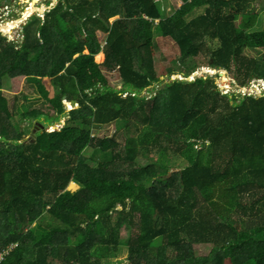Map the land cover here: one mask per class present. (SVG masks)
<instances>
[{"label":"trees","instance_id":"1","mask_svg":"<svg viewBox=\"0 0 264 264\" xmlns=\"http://www.w3.org/2000/svg\"><path fill=\"white\" fill-rule=\"evenodd\" d=\"M253 2L186 0L164 17L162 0H59L23 26L19 47L0 34V250L16 244L2 264H109L121 228L133 231L122 241L130 264H264V221L244 219L264 213V94L229 98L215 82L221 70L239 87L264 80V23ZM157 36L177 44L170 74L184 76L147 98L160 82ZM201 60L216 78L188 81ZM104 71L118 72L122 88ZM24 81L41 107H10ZM63 97L78 107L66 111ZM16 107L24 111L12 123ZM26 119L38 125L23 127ZM117 120L124 146L92 143V129ZM156 147L157 162L140 165ZM170 150L182 167L177 185L157 194L148 183L167 181ZM194 243L213 247L195 258Z\"/></svg>","mask_w":264,"mask_h":264},{"label":"rangeland","instance_id":"2","mask_svg":"<svg viewBox=\"0 0 264 264\" xmlns=\"http://www.w3.org/2000/svg\"><path fill=\"white\" fill-rule=\"evenodd\" d=\"M59 0H0V31L3 36H6L9 41H12L15 43L17 47H19L18 44H20L23 41L22 34V24H27L28 21L33 18L34 16L43 17L46 12L51 8V6L57 4ZM163 4H160L161 8L163 9L165 6V10L163 9V14L165 16H171V14L176 11V9L180 8L184 1L183 0H162ZM254 2L251 5V11L259 15V20H261L263 27L264 23V0H253ZM164 5V6H163ZM5 7H10V16L9 17H3V10ZM204 8L198 9L195 13V16H198L199 14L203 13ZM35 10V11H34ZM28 18V19H27ZM27 19V21H26ZM115 19H118V17L112 18L110 21L113 22ZM191 18H188L189 20ZM31 21V20H30ZM263 21V23H262ZM159 21L156 20L155 23H158ZM12 31V32H11ZM153 66L157 71V74L160 77V82L153 84L154 90L152 92H148L147 90L143 91L141 96H146L147 98H150L156 94V90H159L160 88L165 87V84L169 83L173 78L182 79V76H184L182 73H171L172 64L175 60H178L180 57L179 48L176 43L170 38H162L160 36H157L155 39V42L153 43ZM86 52V51H85ZM246 54L256 57L260 59L262 54L257 53L256 51L247 50ZM97 57V56H96ZM95 57L96 62H102V60H105L104 58L98 59ZM198 57L195 60H190L187 62V66H191L192 63H196V60H199ZM262 61V59H260ZM104 62V61H103ZM184 71V69H181ZM209 73L214 79L216 78L214 74L216 72L212 67H210L206 62L203 60L200 61V66L196 69V71L191 74L188 77V81H194L196 79V76L201 75L203 73ZM109 84L114 89H121L122 88V80L118 74V72H107L104 71ZM220 77L215 79V82L218 84V87L220 89V95L228 96L231 98V95L237 96H243V95H257L260 94L258 88H264V80L263 79H253L250 84L246 87H239L237 81L230 75V73H227L225 70L220 71ZM217 80V81H216ZM6 84L9 86V81L6 79ZM7 86L8 92H10L9 87ZM152 86V87H153ZM152 87L150 89L152 90ZM14 95L16 99L14 100ZM10 100V107L12 108L13 105H18V103H24L27 104V108L30 109H36L35 107H41L42 103L44 102L43 99H41L37 89L35 86L28 82L24 81L22 83V86L20 87V91L18 94L9 95ZM65 104L66 111H70V103L67 105L65 101H63ZM24 110L20 109V107H16L13 111L14 118L12 119V123L15 122V120H18L20 116H22V112ZM68 119V117L64 118ZM33 122L35 125H38V120L34 119H26L23 120L22 126L25 128H31V123ZM3 124V121L0 119V125ZM40 124V123H39ZM43 124V125H42ZM59 122H53V126H58ZM6 125V124H5ZM45 124L41 123V127ZM51 125V124H50ZM39 127V126H38ZM33 131H36L34 129ZM178 138H182L180 134L175 135ZM91 139L92 143L96 144L100 142L102 139H106L107 141L109 139H113L115 144H120L124 146V121L123 120H117L113 121L112 123H109L106 126H103L101 128L96 127L92 129L91 133ZM112 145V144H111ZM114 146V144L112 145ZM169 147H174L173 145H168ZM161 151V148H152L149 152L142 154L138 157V163L140 165H151L154 162H157V157L159 156ZM171 151V150H170ZM98 152H95L90 158L89 162H94L95 164L98 163L96 161ZM169 154V155H168ZM174 154L171 152L167 153L168 159L173 163V166L171 165V172L170 175L167 178V181L163 183L159 178H153L148 183V189H153L155 193H159L160 190L162 193L166 192H173V186L177 185V176L173 175L176 171L181 169V164L174 156ZM166 178V176H165ZM168 183V186L166 185ZM74 182L71 183L68 186V190H71V192H75L79 189V187L74 186ZM73 185V186H72ZM49 197V196H48ZM245 199H249V196H245ZM261 203H264V200L261 201ZM261 207V204H260ZM49 208V207H48ZM115 217H112V220L115 221ZM234 219L240 220L239 217H234ZM233 219V220H234ZM245 225H252L253 222H263L264 221V213L259 214L258 217H255L254 219H250L247 216L244 218ZM242 220V219H241ZM244 221V220H243ZM36 225L34 223L32 227ZM133 235V231H129L127 228H121L119 230V239L121 240L120 245L116 249V251L113 252V255L109 261V264H130V258H129V249L127 245H124L122 241H128L130 236ZM156 245L161 244L160 240L155 241ZM155 245V246H156ZM13 246H16V244H13ZM192 248L193 256L196 258H202L210 254L212 250V243H194Z\"/></svg>","mask_w":264,"mask_h":264},{"label":"built area","instance_id":"3","mask_svg":"<svg viewBox=\"0 0 264 264\" xmlns=\"http://www.w3.org/2000/svg\"><path fill=\"white\" fill-rule=\"evenodd\" d=\"M183 1H186V0H183ZM9 14H10V7H5L2 15L6 17V16H9ZM258 90L260 92L258 96L264 93L263 92L264 88H258ZM13 247H14L13 245H9L8 247L0 250V264H2V262L5 260L6 256L9 254V252L11 251Z\"/></svg>","mask_w":264,"mask_h":264},{"label":"clouds","instance_id":"4","mask_svg":"<svg viewBox=\"0 0 264 264\" xmlns=\"http://www.w3.org/2000/svg\"><path fill=\"white\" fill-rule=\"evenodd\" d=\"M55 5H56V4H55ZM10 14H11V13H10ZM10 14H9V16H10ZM2 16H3V15H2ZM9 16H6V17H9ZM3 17H5V16H3ZM6 17H5V18H6ZM27 19H28V18H27ZM27 19H26V21H27ZM22 26H25V24H22ZM22 28H23V27H22ZM11 32H12V31H11ZM1 33H3V32L0 31V34H1ZM21 37L23 38L24 36H21ZM263 92H264V91H263ZM263 94H264V93H263ZM65 101H67V99H66ZM63 103H64V102H63ZM69 103H70V102H69ZM64 105H65V104H64ZM70 105H71V104H70ZM65 107H66V106H65ZM77 107H78V106H77ZM77 107H76V108H77ZM76 108H73V107L71 106L70 111H71V110H74V109H76ZM68 112H69V111H68Z\"/></svg>","mask_w":264,"mask_h":264},{"label":"water","instance_id":"5","mask_svg":"<svg viewBox=\"0 0 264 264\" xmlns=\"http://www.w3.org/2000/svg\"><path fill=\"white\" fill-rule=\"evenodd\" d=\"M65 100H66V97H63V101H65ZM70 104H71V106H72L73 108H76V107H77V104H76L75 101H71Z\"/></svg>","mask_w":264,"mask_h":264},{"label":"crops","instance_id":"6","mask_svg":"<svg viewBox=\"0 0 264 264\" xmlns=\"http://www.w3.org/2000/svg\"><path fill=\"white\" fill-rule=\"evenodd\" d=\"M85 53H88V52L86 51ZM98 54H102V55H103V58H104V56H105L104 52H100V53H98ZM98 54H97V55H98ZM97 55H96V56H97ZM96 56H95V57H96ZM95 61H96V60H95ZM103 61H104V59L102 60V62H98V63L101 64V63H103ZM75 184H76V183H75ZM76 186L79 187L77 184H76ZM70 191H71V190H70Z\"/></svg>","mask_w":264,"mask_h":264},{"label":"bare ground","instance_id":"7","mask_svg":"<svg viewBox=\"0 0 264 264\" xmlns=\"http://www.w3.org/2000/svg\"><path fill=\"white\" fill-rule=\"evenodd\" d=\"M35 11V10H34ZM73 183V182H72ZM74 185H76V184H74ZM73 186V185H72Z\"/></svg>","mask_w":264,"mask_h":264}]
</instances>
